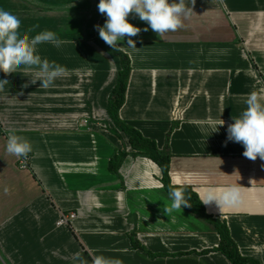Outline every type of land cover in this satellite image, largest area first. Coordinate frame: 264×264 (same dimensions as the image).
<instances>
[{"label":"crops","instance_id":"crops-1","mask_svg":"<svg viewBox=\"0 0 264 264\" xmlns=\"http://www.w3.org/2000/svg\"><path fill=\"white\" fill-rule=\"evenodd\" d=\"M98 3L0 0L22 18V35L55 34L59 46L42 43L37 53L65 69L48 88L31 82L35 67L0 72V264H231L214 251L213 225L171 207L159 166L114 125L107 107L120 54L130 63L120 122L159 151L167 146L171 186L201 203L205 188H238L236 203L203 204L205 212L227 226L242 258L264 264V160L225 145L247 96H264V0H188L183 26L160 37L130 14L137 48L126 37L119 54L99 37L107 17ZM10 130L32 145L26 170L6 150Z\"/></svg>","mask_w":264,"mask_h":264},{"label":"clouds","instance_id":"clouds-1","mask_svg":"<svg viewBox=\"0 0 264 264\" xmlns=\"http://www.w3.org/2000/svg\"><path fill=\"white\" fill-rule=\"evenodd\" d=\"M195 3V0H191ZM98 11L105 14L107 19L103 26H96L99 37L113 50L120 48V42L127 37V46L136 49V41L132 39L141 31L128 20L130 14H134L141 21L147 22L148 27L158 36L174 32L183 26V19L192 12L188 6V0H99ZM21 17L0 8V72H16L20 66L35 67L38 69L37 78L31 80L33 84L41 81L40 87L48 88L56 78L63 75L65 69L55 62L42 59L37 53V46L42 43L55 42L59 46L60 41L51 31H45L34 37L21 34ZM7 80L0 78V90ZM27 87V85H25ZM246 108L239 117H233V123L227 127L228 141L242 144L243 156L256 160L259 157L264 160V96L252 92L245 101ZM224 121L218 125H223ZM218 125L213 133L218 131ZM9 154L18 158H27L32 152L31 143L10 130L6 145ZM172 200L171 207L180 209L191 207L190 197L186 196L183 187H175L170 190ZM240 191L235 187H208L203 190L202 204L209 205L215 202L221 207L231 206L237 202ZM79 259V254H76Z\"/></svg>","mask_w":264,"mask_h":264},{"label":"trees","instance_id":"trees-1","mask_svg":"<svg viewBox=\"0 0 264 264\" xmlns=\"http://www.w3.org/2000/svg\"><path fill=\"white\" fill-rule=\"evenodd\" d=\"M103 16L104 18H106L105 14H103ZM109 48L111 47L109 46ZM111 50L113 51V53L119 54L116 49L113 50L111 48ZM120 57L121 69L119 71L118 83L110 96L107 111L114 125L128 136L131 149L138 156L147 158L159 166L163 174L162 182L164 188L169 194L170 190L175 187L171 186L168 175L170 161L168 147L165 146L163 151H159L155 141L145 139L139 132L124 126L118 119V112L124 103L126 86L130 73V63L128 58L123 54H120ZM125 157V153H119L118 156H115L113 160H111L109 169L112 173H117V170ZM184 189L186 196L190 197L189 203L192 206L182 208L188 212L198 215L199 217L205 219L209 224L213 225L215 232L220 237V244L218 248L214 249V251L221 253L231 264H256L255 262L244 259L239 255L237 246L231 239L227 226L224 223H220L209 218L198 196L190 188Z\"/></svg>","mask_w":264,"mask_h":264},{"label":"built area","instance_id":"built-area-1","mask_svg":"<svg viewBox=\"0 0 264 264\" xmlns=\"http://www.w3.org/2000/svg\"><path fill=\"white\" fill-rule=\"evenodd\" d=\"M29 161H30V157L27 156V158H20L19 162H18V167L21 170H26L28 169V165H29ZM75 215L70 214L69 216H60V218L58 219L56 225L57 226H65L69 223L70 220L74 219Z\"/></svg>","mask_w":264,"mask_h":264}]
</instances>
